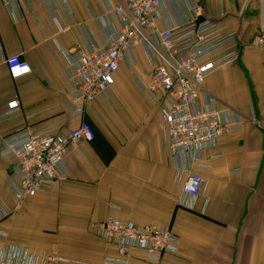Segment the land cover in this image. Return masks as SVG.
<instances>
[{
	"label": "crops",
	"instance_id": "crops-1",
	"mask_svg": "<svg viewBox=\"0 0 264 264\" xmlns=\"http://www.w3.org/2000/svg\"><path fill=\"white\" fill-rule=\"evenodd\" d=\"M204 3L242 41L239 59L211 72L204 86L230 114H242L243 123L203 151L209 167L195 170L207 182L200 197L184 204L181 184L174 181L181 158L169 152L159 107L137 79L148 82L152 69L142 46L135 47L137 66L126 60L120 65L108 98H99L84 114L71 109L64 67L72 60L64 50L106 44L120 27L111 10L118 0H20L18 7L0 6V212H8L0 220V247L105 264L118 250L93 225L116 216L171 228L180 240L179 251L158 263L134 251L127 264H264V51L251 43L264 10L260 0ZM188 4L163 0L161 25L187 19ZM12 56L28 62L31 72L13 78L5 62ZM14 99L20 109L9 116ZM82 121L96 136L69 148L70 176L15 210L10 185L18 181L15 163L1 153L2 142L24 129L66 132Z\"/></svg>",
	"mask_w": 264,
	"mask_h": 264
},
{
	"label": "built area",
	"instance_id": "built-area-1",
	"mask_svg": "<svg viewBox=\"0 0 264 264\" xmlns=\"http://www.w3.org/2000/svg\"><path fill=\"white\" fill-rule=\"evenodd\" d=\"M20 0H0V6L18 7ZM264 10V0H260ZM120 27L104 45H90L64 50L72 63L64 67L71 83V109L84 114L99 98H108L114 75L123 61L138 65L136 46H142L152 66L143 90L159 107L162 129L169 152L180 157L174 181L181 184L180 202L197 199L207 182L206 174L195 170L209 167L203 162V151L216 146L219 139L242 128L243 116L230 114L220 106L204 82L214 70L236 62L242 41L238 31L213 19L204 0H189L185 20L162 26L163 0H118L112 6ZM201 19V20H200ZM251 43L264 51V22ZM5 62L13 78L31 72L28 62L19 56L7 57ZM204 96L202 104L198 99ZM9 116L20 109L17 99L8 104ZM235 111V110H234ZM95 130L87 121L63 132L47 129L32 132L18 131L2 142L1 153L12 156L18 181L10 185L16 209L27 197H33L56 183L62 176L69 177L66 157L74 144L92 141ZM114 208V207H113ZM115 209V208H114ZM8 212H0V220ZM95 234L114 243L117 257H106L105 264H127L134 252L145 253L151 262H160L164 255L179 251V238L171 228L140 225L131 220L110 216L93 225ZM0 235H4L0 230ZM78 260L55 254L37 255L16 245L0 247V264H79Z\"/></svg>",
	"mask_w": 264,
	"mask_h": 264
},
{
	"label": "rangeland",
	"instance_id": "rangeland-1",
	"mask_svg": "<svg viewBox=\"0 0 264 264\" xmlns=\"http://www.w3.org/2000/svg\"><path fill=\"white\" fill-rule=\"evenodd\" d=\"M24 201V200H23ZM23 201H22V203H23Z\"/></svg>",
	"mask_w": 264,
	"mask_h": 264
},
{
	"label": "water",
	"instance_id": "water-1",
	"mask_svg": "<svg viewBox=\"0 0 264 264\" xmlns=\"http://www.w3.org/2000/svg\"><path fill=\"white\" fill-rule=\"evenodd\" d=\"M201 20V19H200Z\"/></svg>",
	"mask_w": 264,
	"mask_h": 264
}]
</instances>
